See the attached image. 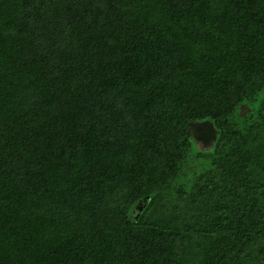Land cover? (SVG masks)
I'll return each mask as SVG.
<instances>
[{
    "label": "trees",
    "instance_id": "1",
    "mask_svg": "<svg viewBox=\"0 0 264 264\" xmlns=\"http://www.w3.org/2000/svg\"><path fill=\"white\" fill-rule=\"evenodd\" d=\"M0 264H264V0H0Z\"/></svg>",
    "mask_w": 264,
    "mask_h": 264
}]
</instances>
